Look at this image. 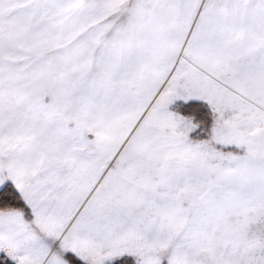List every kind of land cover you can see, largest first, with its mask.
Instances as JSON below:
<instances>
[{
	"label": "snow or ice",
	"instance_id": "obj_1",
	"mask_svg": "<svg viewBox=\"0 0 264 264\" xmlns=\"http://www.w3.org/2000/svg\"><path fill=\"white\" fill-rule=\"evenodd\" d=\"M0 264H264V0H0Z\"/></svg>",
	"mask_w": 264,
	"mask_h": 264
}]
</instances>
